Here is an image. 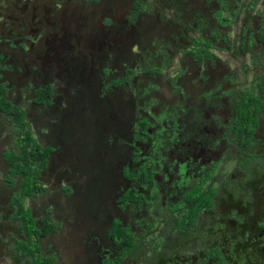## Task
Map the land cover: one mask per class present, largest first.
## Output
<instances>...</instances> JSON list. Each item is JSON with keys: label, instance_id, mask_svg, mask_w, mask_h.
Segmentation results:
<instances>
[{"label": "rangeland", "instance_id": "obj_1", "mask_svg": "<svg viewBox=\"0 0 264 264\" xmlns=\"http://www.w3.org/2000/svg\"><path fill=\"white\" fill-rule=\"evenodd\" d=\"M26 1L11 0V5L7 6L8 2L2 0L1 11L6 15L2 20V15L0 16V31L2 30L0 32V54L3 56L0 61V82L6 83L8 87L7 100L11 103L15 101L25 107L26 118L31 122L33 135L37 136L36 139L38 138L39 143L47 145L52 141L51 144L54 146L56 155L61 157L55 163L59 167L57 173H62V179L58 184L49 183L57 168L50 164L40 171L38 178V182L44 184L45 191L38 193L36 196L23 199L24 208H30V214L35 218L36 225L39 226V218L42 217L45 210H50V220L64 222L63 226L70 236L67 239L63 229H61L57 234L40 238L38 243L40 244L41 256H54L50 264H100L102 255L111 253V251L114 253L117 250L112 247L110 239L103 229L105 227L107 231L113 218L115 220L120 219L123 224L131 226L139 237L136 249L126 257L124 264H212L210 261L201 263L205 250H200L202 248L206 250L213 248H210L213 245V236L217 237L222 232H225L228 237L229 233H233L229 240H233L234 243L232 248L227 251L229 253L226 255V260L229 264H243L244 256H237L236 247L244 243L245 234L241 235L237 232L248 230V222L244 218L250 219L252 217L263 222L256 231L261 232L260 236H263V240L260 239L262 241L260 248L264 250V210L259 213L252 210L247 212L248 209L244 206L247 197L244 182L245 175H248L250 171L247 172V169L239 166L240 160L247 154L264 156V140L260 139L264 136V129L257 130L259 135L256 134L255 143L248 152L237 148L234 141L226 139L225 141L221 137L222 134L219 135L218 133L223 125H227L228 117L231 115L228 110L232 108V100L231 98L225 99L227 97V90H225L227 86L228 88L235 87L238 89L236 91L238 93L250 90L256 92L257 95L260 94L256 83L261 76L257 78L249 76L253 73L249 66L250 63L245 65V59H247L246 49L251 48L250 46L254 44V34L259 30V27L264 25V0H149L150 13L158 20H152L148 26L145 25L143 28L135 23L136 31L141 33L142 29H145V32L148 33L138 40L134 38L132 32H129V36L132 38V46H128V50H125L124 58L120 60L116 58L114 61L115 66L112 65V59H108L105 63L115 74L123 69V63H130L131 66L140 65L141 67H143L142 63L152 64L157 67V71H161L160 67L169 71L174 69L177 64L179 66L183 59V61L186 60L185 64L187 66V59L191 56L186 44L192 45L191 38L193 37L198 39L199 44L195 48L200 55L204 56L206 50H201L199 47L206 45L221 58L218 67L219 71H222L220 74L225 69L228 70L221 75L222 77L217 75L218 70L213 71V83L220 82V87H215L213 84L210 95L203 98L202 96L201 98L197 97V104L189 108L191 112L187 115V119L182 117V114L185 116L184 113L189 110L188 107L183 105H181V111H178L173 105L165 106L164 111L166 113L163 112L159 115L160 117L163 114L166 119L175 123L179 129L184 128L188 120H192L196 123L195 127L197 125L205 129L203 133L199 129H196V131L184 130L182 137L178 140L179 131L173 123L167 120L162 122V126L155 131V134L153 133L157 136V133H162V135L165 134L170 138L169 142H165L160 137L159 139L162 142L158 144V149H155L159 155V162L162 161L163 156L172 154L170 155L172 168L167 171L169 178L174 177L175 174L179 180L176 183L183 184L186 189L188 186L200 181L201 177H204L206 181L203 186L212 185L217 190L214 197V207L205 208L198 216L196 215V223L189 230L176 228V219L181 215V211L169 210L171 206L169 198L172 195L169 197L170 193H165L169 188L163 187L167 175L160 176L159 182L153 187L142 183L135 185L144 191V204L139 207L134 204L130 205L124 211L114 209V211L107 212V208H112L114 202L112 196L120 194V191L124 189V180H120L121 169L126 172L125 176L130 175L132 181L136 180H134V173L129 174L135 165V160L131 158L132 155L130 156L126 152L130 147L119 153L121 147L127 146V144L130 145L129 141L126 140V125L130 123L131 119L128 115L141 117L145 114L148 120V116L154 113L155 107V110L160 109V101L158 100L163 96V90L155 82L156 79H154L153 74L151 76L136 77L134 82L131 80L124 88H120L117 82L114 86L106 85V83H102L104 74L100 73L102 69L100 61L106 59L107 55L97 47L95 50L99 53L94 52L92 54L91 51L96 45L91 40L94 36L87 37V42H85L87 45L86 55L82 56L67 51L71 47L72 41L75 45L78 44L77 40L75 41L78 37H75L72 31H69V34L64 32L63 35L66 36L64 40L67 39L69 44V47L65 48V56L69 58L66 63L75 65L79 80L88 86L92 85L87 88L88 90H91L94 86V93H86L88 96L85 93L78 94L76 97L72 96L66 103L67 99L60 96V98L66 100L61 101L58 97L59 91H56V98H59V101L54 100L56 103L52 108L32 103L33 96L29 94L24 98L28 94V90H23L21 85L30 84V87H34V78L38 84L43 83L44 77L48 76L47 72L39 69L37 73L33 72L21 81L18 74L21 70L19 69L20 65H18L20 63L12 59L18 56L20 51L16 48L9 60L7 59L9 53L3 51L5 48L9 49L10 42L15 41L17 44L19 41V34L16 35V40H12L8 32L2 33L6 30L5 24L9 22L6 21L7 16L13 15L15 19L23 16L30 18L32 12L40 13L38 10L40 6H36L33 0ZM45 2L46 0H42L43 5ZM205 18L207 21L203 20ZM126 25L128 24L121 27ZM218 27L220 28L217 29ZM223 27L228 28L227 33L223 34L231 39V48L222 46L215 49L214 46H210L207 39L210 35H213L218 40L222 36L219 31ZM8 28L9 24L7 23ZM107 31V35L111 38H123L126 34L125 31H116L112 27L107 28ZM161 32L164 33V36ZM188 32L192 33L187 35ZM42 34L44 36L45 32H42ZM55 34H59V32H55ZM37 50L39 57H44L46 51L44 50L42 53L39 49ZM89 51L91 53H88ZM60 52L57 51V53ZM108 54L111 57L119 55V53L114 52H108ZM63 56L62 53L58 59L52 61L54 68L61 67ZM91 58H94V61L88 60ZM58 60L61 61L59 64ZM10 63L12 65H9ZM213 63L209 64L208 67L203 65L202 69L209 68V71L212 70ZM15 68H18V70ZM136 70L139 71V69ZM25 71L30 72L29 70ZM170 72L172 73V71ZM194 73H198V71ZM60 76H57L55 81L56 86L57 84L60 85L57 89L63 90V92L67 90L66 93L73 92L77 94L82 85L74 83L75 85L71 88L69 80L66 83V78ZM196 78V83L204 82L207 75L203 77L197 75ZM46 79L49 80V77ZM19 90H22V98L19 97ZM200 93L207 94L210 92L200 91ZM81 96L84 97L85 101H82ZM68 104L76 105L74 108L70 107L68 122L61 125V122L54 119L59 115V110L68 109L62 107L68 106ZM167 108L168 110H166ZM30 111L36 114L37 119L35 121L30 119ZM105 113L108 115L104 116ZM199 121L201 122L197 123ZM59 123L60 125H57ZM16 126L9 119V116L0 111V138L3 135L5 138H9L10 146L4 145L1 139L0 148L3 149H0V264H33L34 260L31 259V254L23 253V249H27V242L29 241L25 228L21 226L26 217L18 213L13 214L16 205L12 203V200H14L16 194H20V179L21 175L23 178V174L12 175L13 185H9L4 177L5 171L9 167L4 155L7 156L8 151H11L12 148L16 151L19 150L20 139L18 138L19 133ZM75 129H77V134L73 133L68 137L57 136L63 130V132H68ZM212 130L213 134H211ZM100 134L102 135L97 138L96 136ZM109 134L114 135L116 139L106 141L103 145V140L107 136L108 138L111 137ZM230 135V133L227 134L225 138ZM68 138H72L71 141H68ZM80 141L83 142L84 148L76 150ZM213 141H218V144L213 147L212 153L209 146ZM227 142H231L229 148H227ZM86 144H88L87 148L85 147ZM232 145L234 146L232 147ZM5 151L6 153L3 155ZM201 156L203 160H200ZM209 156L212 158L207 159ZM78 157H80V167L75 169L73 164L79 161H77ZM63 162H67L68 165L63 166ZM211 162H216L217 166L212 172L213 176L207 177L206 170ZM253 163H256V166L259 165L260 169L258 168V171L261 173L258 176L262 178L263 162L254 160ZM177 172L180 174V178ZM75 174L77 175L76 182L74 181ZM252 182L254 181L252 180ZM78 183L86 188L82 189ZM63 184L75 185L77 190L75 197L81 195L78 198L89 200L96 205L102 204V210L106 208L104 212L107 213L103 214L102 218L94 219L91 224H86L85 221L68 220L69 214L64 210L72 205L75 197L70 201L59 200L57 202L60 196L59 189ZM175 207L176 210H180L179 207L184 206L180 203L179 207ZM84 210L85 208H82V212ZM246 212L247 214H245ZM92 213L90 211V214ZM23 214L26 215L25 212ZM138 214H141V224L136 225L135 221L138 219ZM74 216L78 217L77 214ZM30 223H27V225L33 228L32 223ZM155 244L159 246L153 248ZM25 253L27 252L25 251ZM252 256L253 252H250L249 257Z\"/></svg>", "mask_w": 264, "mask_h": 264}, {"label": "flooded vegetation", "instance_id": "obj_2", "mask_svg": "<svg viewBox=\"0 0 264 264\" xmlns=\"http://www.w3.org/2000/svg\"><path fill=\"white\" fill-rule=\"evenodd\" d=\"M6 1L8 2L7 6L11 5L10 4L11 0H6ZM26 2H28V0ZM33 2L36 6H40V8L38 9L40 13L32 12L31 13L32 17L30 18L23 16L21 18L15 19L13 15L7 16L6 21H9L7 22L9 24V28L7 29V23H6L5 24L6 30L2 32L3 34L8 32L10 37H12L11 38L12 40H16L17 38L16 35L19 34V37H18L19 41L17 42V44L15 43V41L10 42V44L8 45L9 49L7 50V48H5L3 49V51L6 53H9L10 57L7 56L8 60L12 58V52L16 48L18 51H20L18 53V56L13 57L12 59L20 63L18 65H20L19 69L21 70L18 72V74H19V77H21V81L23 78L28 77V75L30 76L31 73L33 72L37 73L39 69H41L44 72H47L48 76L44 77L45 79L42 81L43 83L38 84V82L35 81V78H34V82L32 81L34 83V87H30V84L21 85V88L23 90H28V94L24 98H26L30 94L33 96L31 99L32 103L34 102L38 106L46 105V107L52 108V106H54L56 103L54 100L59 101L60 96L61 97L64 96V98L67 99L66 101L60 98L61 101H66V103H68V100H70L72 96L76 97L78 96V94L82 95L83 93L86 94L88 92L94 93L93 91L94 86L92 87L91 90H88L87 88L91 87L92 85L88 86L86 84H83L82 81L79 80L78 71H75L76 70L75 65H70L66 63V61L69 60V58L65 56L66 55L65 48H68L69 44H68L67 39L64 40L66 36L63 34L65 33L69 34V31H72L74 36L78 37L77 39H75V41L77 40L78 44L75 45L74 42L72 41L70 44L71 47H69L67 51L72 52L73 54H76V55L77 54L82 55V56L86 55L87 45L85 44V42H87L86 41L87 37H90L91 35L94 36V38H91V40L96 45L94 46L93 51H91L92 54L94 52L99 53V51L95 50V48L97 47L99 48L101 52L107 55L106 59H103L102 61H100L102 63V69L100 70V73L104 74L102 83H106V85L108 84L109 86H114L115 82H118L119 80H121L123 76L125 75V72H128L131 74L129 81L118 84L120 88H124V86L128 84L131 80H133L134 82V79L138 77V74L140 72H141L140 73L141 77L151 76L152 75L151 73L143 72V67L145 65L150 67L153 71L152 72L153 77L154 79H156L155 82L158 85H160L163 90V96L158 100L160 101V109L155 110L156 107L154 106L155 107L154 113L148 116V120L145 114H143L141 117H136L135 115L126 114L129 116V118H131L130 123L126 125V129H127L126 130V133H127L126 140L129 141L130 145L127 144V146L121 147V150L119 151V153L125 151L127 147H130L129 149L126 150V152L130 156L132 155L131 158L135 160L134 168H132L131 170L132 173L139 172L138 170H141V173H144L145 176L147 177L150 176L148 178H143L142 175L140 174V176L135 181H132V180L129 181L130 188L132 190L136 189L137 191L141 192L143 196H145L144 191L140 189L139 186L137 188L135 185H139L142 183V184H148L150 187H153L155 184L159 182L160 176L167 175V180L165 184H163V187L169 188L165 192V193H170L168 195L169 197L170 195H172V197L169 198V200L171 201L170 208H173L174 206H179L180 203L182 204V202H184L183 193L186 189L183 187V184L179 185L176 183L179 180L175 174H174V177L172 176V178H169L168 173H167V171L171 170L172 168L171 166L172 163L170 160V155L172 154H167L166 155L167 157L163 156L162 161L159 162L158 161L159 155L157 154V151H155V149L156 150L158 149V144L162 142L159 139L160 137L165 142L170 141V138L168 136H165V134L162 135V133H157L158 136L154 135L155 131H157L162 126V122H166L165 120L169 121L168 119L165 118V116H163V114L160 117L159 115L163 112L166 113L164 111L165 106L173 105L177 108L178 111H181L182 110L181 105H183L185 107H188V110H189L184 113L185 116H183L182 114V117L187 119V115L191 112V109L189 108L197 104L196 102L197 97L201 98L202 96L203 98L212 93L213 71L218 70V72H222V71H219V68H218L220 63L214 62L213 67H212L213 70L209 71L208 70L209 68L206 69L204 74L200 76V77H203L207 75L206 81L198 82V83H195V81L197 80L195 79V74H198L199 71L198 73H194L196 72V69H194V65L196 61H194L192 57L190 58L188 57L187 59L188 67L185 64L186 60L183 61L182 59L179 66L177 64L174 69L169 70V71L166 70L165 68L160 67L161 71L156 72L157 67L153 66L152 64L142 63L143 67H141L140 65L134 67V66H131L130 63L128 64L123 63L124 64L123 69L119 70V72L115 74L111 71L109 66L106 65L105 63L108 59H112L113 60L112 65H114V61L116 58L117 60L124 58L125 50H128V46H132L131 44L132 38L129 36V32H132L134 35V38L138 40L141 39L146 33H148V32H145L146 31L145 29H142V32L139 33L138 31L135 30L134 24L136 23L137 25L141 26V28H143L145 25L148 26L152 20H158L155 17H153L152 13H150L151 6H148L150 4L149 0H142V4H144V6H142L143 11L140 14L135 13V7H136L137 0H46L44 5L42 4V0H33ZM1 6H2V0H0V16L2 15V18H1L2 20L3 18H5L4 16L6 14L4 15V13L1 11ZM260 18H261V15H260ZM203 20H206V18ZM10 24L12 25L11 27H10ZM124 24H128V25H126L125 27H121ZM109 27L114 28L116 31H121V32L125 31L126 34L123 38H111L109 35H107V32H108L107 28ZM219 28L220 27H218L217 29ZM263 28H264V25L263 27H259V30L256 32V34H254V37H255L253 40L254 44L253 46H250L251 48L246 49L247 59H245V65L247 63H252V62L253 63L255 62L256 64L259 65V67H257V65H254L250 68L252 70L253 75H249V76L255 77V78H257L258 76L259 77L261 76V78L256 83V86H258L257 88L260 90V94L257 95L256 92H252L250 90L242 91L243 93L249 92L250 94H253V96H257L258 98H256V102L260 104V108L255 112L256 114L255 116L257 117L258 124L254 132V143H255V136L257 134V130L264 129V84L261 85V82L264 81V44H263L264 43V38H263L264 29ZM227 29H228L227 27H223L219 31L220 32L219 34L223 36L224 35L223 33L225 34L227 33ZM42 32H45L44 36ZM55 32H59V34H55ZM222 36L219 37L218 40L215 37H213V40L215 41V43L213 41L214 48L215 49L221 48L225 44H227V47L231 48L230 46L231 39L224 38V36L223 37ZM37 49H39L42 53L44 52V50L46 51V54L44 55V57H39ZM57 51H61V52L57 53ZM54 52L56 53L54 54ZM91 52L89 51L88 53H91ZM108 52H114L116 54L119 53V55L118 56L115 55L114 57H111L108 54ZM62 53L64 54L63 64L61 65V67L59 66V68L58 67L54 68L52 61L54 59H58ZM2 58L3 56L2 54H0V61L2 60ZM42 58H43V61L41 62ZM93 59L94 58H91L88 60L94 61ZM59 60L57 61L58 64L61 62ZM9 65H12V64L10 63ZM51 65H52V69L50 70ZM15 69L18 70V68H15ZM136 69H139L140 72H138V70ZM25 70H29L30 72L28 73V71H25ZM162 70H164L165 72H163ZM23 71L25 72L22 73ZM170 71H172V73ZM59 75H61L60 77L66 78V83H68V80H69V84L71 88H73L72 86L75 85L74 83L76 84L80 83L82 85L81 89H79L77 94L73 92L66 93L67 90L63 92V90L57 89L60 85L58 86L57 84L56 86L55 81L57 79L56 77ZM47 77H49V80L46 79ZM0 83L4 84L6 88V93H7L8 87L6 86V83L4 82H0ZM48 88H50V91H51L50 97L46 96V99L48 100V102H40V103L35 102L34 99L37 97L38 92L40 93L42 91H46ZM225 90H227V97L225 99L231 98L232 108L228 110V112H231V115L228 117L227 125L226 124L223 125V127L218 132L219 135L222 134L221 137H223L224 136L223 133L228 130L231 119H232V115L234 114V100H235L234 97L238 95L239 93H242V92L237 93L236 91L238 89H236L235 87L228 88L227 86ZM19 91H20L19 97L22 98V90H19ZM56 91L57 92L59 91V94H58L59 98H56L57 97ZM200 91L210 92V93L202 94L200 93ZM234 92H236V94ZM86 96L88 95L86 94ZM82 101H85L84 97H82ZM12 103L16 106L22 107L26 113L25 107H23L21 104L16 103L15 101H13ZM75 105L76 104L74 105L68 104L69 107L62 106L63 108L67 107L68 109L59 110L60 113L54 120L61 122V125H64L65 124L64 122L67 123L69 120L70 107L74 108ZM166 110H168V108ZM5 115L9 116V119L11 118L10 115L8 114H5ZM26 115H25V118H26ZM30 119L32 121H35L37 119L36 114L34 112H31ZM26 120L29 122V125H26V127L24 128H28L32 136L35 138L36 142L39 143V141L37 140L38 138L36 139L37 136L35 137L33 135L31 122L27 118ZM169 122L173 123L171 121ZM200 122L201 121L197 123H200ZM173 124L175 125V123ZM195 124L196 123H194L192 120H188V122L185 123V127L182 129H179V127L175 125L176 129L180 133L178 140L182 137L184 130L196 131V129H199L201 133L204 132L205 129H202L200 126H197V125L195 127L194 126ZM57 125H60V123ZM63 131L57 136L61 135L62 137H68V135H72L73 133L77 134L76 132L77 129H75L74 131H68V132H63ZM211 134H213V130L211 131ZM57 136H56V140H57ZM109 136H111L109 137V141H111L112 139H116L115 136L112 134H109ZM150 136H153V137L151 138ZM1 139L4 145L9 146V138H5L3 135L2 138H0V143H1ZM71 139L72 138H68V141H71ZM260 139L264 140V136ZM51 143L47 145L46 144L43 145L39 143L43 147L50 148L47 154L46 165L44 166V168H47L50 164L57 167V164L55 163L57 160H59V158H61L56 155L54 146ZM217 144H218L217 141L215 142L213 141V143L209 146V149L212 153H213V147ZM87 145L88 144H86L85 146L86 148H87ZM170 146L173 147L172 144H170ZM82 148H84L83 142L80 141L77 144L76 150H80ZM0 149L2 150L3 148H0ZM211 158L212 157L210 156L207 157V159H211ZM200 160H203L202 156ZM262 162L264 164V161H261V163ZM213 163L214 162L209 163V167ZM63 165L67 166L68 163L63 162ZM163 165H165L164 168H162ZM258 168H259V165L257 166V170ZM157 170L160 172L158 173ZM121 173L123 174L122 169H121ZM262 174L263 176L261 178V181L263 182L264 170L262 171ZM177 175L180 178V174L178 172H177ZM123 178L127 180V178L122 175V179ZM74 181L76 182V177L74 178ZM78 184L81 186L82 189L86 188L85 186H82L80 183ZM67 185H68L69 191L66 188ZM262 185H264V182ZM62 187L66 189L67 194L65 195V197H67L69 200H72V198L75 197V194L77 193V190L75 189V185L63 184ZM263 191H264V187L262 189V192ZM78 197H75V200ZM59 200H60V197L57 200V202H59ZM133 204L139 207L141 204H144V202L141 204L129 202V204L126 207L133 205ZM126 207L124 208L120 207V210L124 211ZM70 208L75 209L76 208L75 204L72 203ZM103 229L106 231L105 227Z\"/></svg>", "mask_w": 264, "mask_h": 264}, {"label": "trees", "instance_id": "obj_3", "mask_svg": "<svg viewBox=\"0 0 264 264\" xmlns=\"http://www.w3.org/2000/svg\"><path fill=\"white\" fill-rule=\"evenodd\" d=\"M142 6V0H137L136 7H135V13L140 14L143 9ZM156 21V20H153ZM166 28V26H165ZM161 29V26H160ZM195 31V30H194ZM164 36V33L161 32ZM192 32H188L187 35ZM224 38L227 36L223 35ZM261 37V35H260ZM264 38V37H263ZM192 39V45L187 46L189 50V54L192 57V59L195 62L196 71H199L198 74H195V79H197V75L204 74L205 70L202 69L203 65H206L208 67L209 64L214 62L219 63L221 58L217 55V53H214L212 49L207 47L206 45H201L199 49L206 50L204 56L199 54L198 51H196V46L199 44L197 38H191ZM208 42H210V46L213 47V35H210L207 39ZM264 44V43H263ZM224 47H227V45H223ZM193 47V48H192ZM192 52H194L192 54ZM254 65H257L255 62L250 63V68ZM216 68V67H215ZM214 68V69H215ZM146 69V71H144ZM213 70V68H212ZM216 71V70H215ZM228 70L225 69L224 72H227ZM143 72L145 73H151L152 69L145 65L143 67ZM157 72V68H156ZM223 73L220 74V72L217 74L221 76ZM162 74V72H161ZM131 77V74L128 72H125V75L121 80H119L117 83H125L129 81ZM222 77V76H221ZM223 80V78H222ZM195 81V80H194ZM197 81V80H196ZM195 81V83H196ZM220 83V82H219ZM219 83H213L215 87H220ZM264 84V81L261 82V85ZM175 87V86H174ZM50 88H48L46 91L38 92L37 97L34 99L35 102H48L46 99V96L50 97ZM236 94V92H234ZM238 93V92H237ZM257 96H253V94H250L249 92L246 93H239L234 97V114L232 115V119L230 122V126L227 131H225L224 139L227 134H231L229 137H227L226 140L228 141H234V145L237 148H241L244 151H247L254 145V132L256 130L258 120L255 116V112L260 108V104L256 102ZM254 104V105H253ZM0 110L4 114L10 115L11 121H13L14 124H16L18 127V138L20 139L19 143V150L16 151L12 149L11 151H8V155L4 157L9 163V167L5 171L4 177L7 179V183L9 185H13L14 179L12 178V175L14 174H23V178L21 175L20 179V194H16V197L14 200H12V203L16 205L15 213H18L19 215H23L26 217L24 221L22 222L21 226L25 228V232L28 238L27 242V249H23L24 254H31L32 260H34L33 264H50V262L54 259V256H41L40 253V244L38 243L39 238L46 237L50 233L54 231H58L59 229V223L50 220V210H45L44 214L41 218H39V226L35 224L34 217L30 214V208H24L23 205V199L25 197H32L36 196L38 193L45 191V188L41 184V182H38L39 173L46 165L47 160V154L50 150L49 147H43L39 143L36 142L35 138L32 136L30 130L26 127V125H29V122L25 118V110L20 107L16 106L13 103H11L6 98V88L4 84L0 83ZM21 126V128H20ZM22 142V143H21ZM218 143V141H217ZM232 145V147L234 146ZM231 146V142H227V148ZM254 160L264 161V158L261 156H254V155H245L241 160L239 166L243 167L244 169H247L248 175H245V182H244V189L247 193L246 197V203L244 206L247 207V212L249 211H255L257 213L264 210V191L262 192V189L264 187L263 182L261 181V178L258 176L261 172L257 170L256 163H253ZM254 167H252L253 165ZM217 163H213L208 169L206 170L207 177H212V172L216 168ZM14 168V169H13ZM13 169V170H12ZM139 172H133L134 180L137 179L140 174L143 178H148L150 176H145L144 173H141V170H138ZM34 173V175H33ZM126 172L123 170V176H125ZM129 174H132L130 172ZM258 177H257V176ZM261 176V175H260ZM127 180L131 181L132 178L130 175L125 176ZM252 180L254 182H252ZM205 178L201 177L200 181L197 183H194L186 188L184 191V202L182 206L179 207L180 210H176V207L170 208L171 211H181V215L176 219V228L179 230H189L191 227H193L196 223V215L200 214L202 211H204L205 208L214 207L215 200L214 197L217 194V190L212 185H209L207 187L203 186V183L205 182ZM127 189L124 192H122L118 198V203L121 208L126 207L129 202L141 204L144 201L143 194L136 189ZM18 206V207H17ZM189 210H188V209ZM28 211V213H27ZM23 212L26 213L23 214ZM247 212L245 214H247ZM12 214V216H13ZM248 222V230H244L243 232H237L241 233V235H244V243L236 247V253L237 256H244L243 264H264V250H261V245L263 240V236H260L261 232H257L256 229L259 228L260 225H262L263 222H260L258 218H244ZM141 216L138 217V219L135 221L136 225L141 224ZM31 222L32 227L30 228L27 223ZM30 223V224H31ZM257 232V233H256ZM144 234V233H143ZM229 237L225 232H222L220 235H217V237L213 236V245L210 246L213 247L211 249H205L202 248L200 251H204L203 258L201 260V263L210 261L212 264H229V262L226 260V255L229 253V251L232 248L233 240H229L233 233H229ZM232 234V235H231ZM106 235L110 238V242L113 247H115L117 250L113 253H105V255H102L100 264H124L126 257L131 254L133 250L136 249V246L138 244V235L136 232L129 226L123 224L119 219L115 220L113 219ZM17 238V237H16ZM228 240H227V239ZM18 239V238H17ZM19 240V239H18ZM227 240V241H226ZM17 242V241H16ZM19 242V241H18ZM158 243V242H157ZM26 244V243H25ZM159 246L158 244H155L153 248H156ZM209 248V247H208ZM25 251L27 253H25ZM253 252V256L249 257V253ZM180 264V263H178Z\"/></svg>", "mask_w": 264, "mask_h": 264}, {"label": "crops", "instance_id": "obj_4", "mask_svg": "<svg viewBox=\"0 0 264 264\" xmlns=\"http://www.w3.org/2000/svg\"><path fill=\"white\" fill-rule=\"evenodd\" d=\"M140 72V71H138ZM141 73V72H140ZM138 74V77H141V74ZM84 84V83H83ZM89 93V92H88ZM108 114H104V116H107ZM106 134V133H104ZM102 134L96 136L97 138L99 136H101ZM96 138V139H97ZM106 141H109V138L108 136L103 140V145L105 144ZM80 159V157H78L77 161ZM64 166V165H63ZM72 167V166H71ZM73 167L76 169L77 167H80V160L78 162H76V164H73ZM58 168H56V172H54L52 174V180L49 182L50 184H58V182L62 179V173H57L58 172ZM129 169V168H128ZM76 175V174H75ZM76 178H77V175H76ZM120 180H124V191L127 190L129 187H130V184H129V181H127L125 178L122 179V176H120ZM67 190H68V185L66 186ZM69 191V190H68ZM59 192H60V200H65V201H70L67 197H65V195L67 194L66 193V189L64 187L61 186V188L59 189ZM119 194L117 195H113V204H112V208H107V212H111V211H114V209H118L120 210V206H119V203H118V198H119ZM76 206L75 209L73 208H70V206L65 209L64 211L67 212L69 214V219L68 220H76V221H85L86 224H91L94 219H97V218H102V215L107 213V212H104L106 210V208L104 210L103 209V206L102 204H98L96 205L94 202H91L89 200H83V199H80V198H77L75 200V202H73ZM95 207V209H94ZM70 208V209H69ZM82 208H85V210L82 212ZM87 210V211H86ZM90 211H92L93 213L90 214ZM78 215V217L74 216V215ZM35 219V218H34ZM115 219V218H113ZM112 219V220H113ZM67 220V221H68ZM36 222V220H35ZM104 222H105V219H104ZM103 222V223H104ZM59 223V229L58 231H54L50 234H57L61 229H63V232L65 233V235L67 236V239L70 237L67 233V230L64 228V222H60L58 221ZM66 224H69L68 222H65ZM38 226V225H37ZM87 226V225H86ZM66 227V226H65ZM49 234V235H50ZM48 235V236H49ZM42 238V237H41ZM44 238V237H43ZM40 239V238H39Z\"/></svg>", "mask_w": 264, "mask_h": 264}, {"label": "clouds", "instance_id": "obj_5", "mask_svg": "<svg viewBox=\"0 0 264 264\" xmlns=\"http://www.w3.org/2000/svg\"><path fill=\"white\" fill-rule=\"evenodd\" d=\"M134 51V50H133ZM134 67H135V65H133ZM121 176H122V173L120 174ZM127 181H129V180H127ZM128 189H131L130 187L128 188ZM122 192H124V189L122 190V191H120V194L122 193ZM119 194V195H120ZM182 205H183V203H182ZM127 208V207H126ZM141 216V214H138V217H140ZM120 220V219H119ZM121 221V220H120ZM106 232V231H105ZM107 236V235H106ZM108 237V236H107ZM110 239V238H109ZM113 247V246H112ZM113 248H115V247H113Z\"/></svg>", "mask_w": 264, "mask_h": 264}]
</instances>
